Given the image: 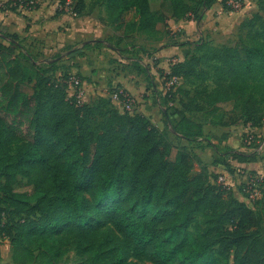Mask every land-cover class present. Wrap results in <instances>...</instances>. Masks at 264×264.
Returning <instances> with one entry per match:
<instances>
[{"label":"trees","instance_id":"obj_1","mask_svg":"<svg viewBox=\"0 0 264 264\" xmlns=\"http://www.w3.org/2000/svg\"><path fill=\"white\" fill-rule=\"evenodd\" d=\"M67 1L61 0V6ZM102 2L111 25L134 10L136 19L126 24V31L149 38H158L160 25L169 20H199L217 2L227 12L234 10L230 0H162L155 12L150 0ZM80 4L83 1L77 0L73 8L78 17ZM258 5L261 13L242 25L246 34L236 46L190 42L184 60L172 64L165 75L167 80L178 77L190 88L181 89L189 112L216 116L223 104L232 103L231 115H219L210 121L212 126H264V2ZM18 39L0 32V170L9 186L19 177L28 180L36 202L30 210L39 209L43 216L19 232L23 262H33L37 252L59 261L75 248L88 264H98L101 252L85 230L86 215L96 210L108 212L113 228L138 255L149 256L155 264H229L232 251L233 264H264V189L251 206L239 201L207 166L194 173L201 161L193 152L179 149L172 160L174 146L166 133L144 115L122 113L113 102L115 109L106 111L83 104L77 95L70 96L69 85L46 73L38 75L34 94L27 95L21 62L25 47ZM87 49L90 44L80 54ZM190 121L181 116L175 132L188 140L204 137L203 126L193 129ZM7 131L29 146L12 155L5 143ZM41 140L60 146L71 168L49 167L40 153ZM226 153L241 165L256 161L253 155ZM110 201L113 205L105 207ZM14 261L20 257L15 255Z\"/></svg>","mask_w":264,"mask_h":264},{"label":"rangeland","instance_id":"obj_2","mask_svg":"<svg viewBox=\"0 0 264 264\" xmlns=\"http://www.w3.org/2000/svg\"><path fill=\"white\" fill-rule=\"evenodd\" d=\"M0 1L4 3L7 0ZM82 1L83 4H80L79 7L81 10L80 17L73 13V8L77 0L73 1V6H66L65 10L72 12L77 18H88V22L83 21V23L87 27L92 28L93 37L99 40L91 43L90 49H87L88 51L84 50L85 52L83 51L82 54H79V51L84 48L82 43L68 44L65 47L59 48L60 50H55L54 48L47 50L46 46H44L40 40L26 43L25 41L22 42L25 50L22 53L21 62L27 74V80L23 84L24 93L29 96L33 95L38 75H45L46 73V76H49L53 81L66 85H69L73 79H79L82 83V86H80L81 91L85 96L88 95L86 99L87 102L85 103H89L90 106L93 107H99L104 111L111 110L112 108L115 109V105L110 100L111 95L116 90H124L135 101L133 109L134 114H141L142 108L150 104L152 105L149 109L159 107L161 110L159 117L162 118L164 126L168 130L169 128L172 130L174 125L178 124L181 116L191 119L190 122L193 123L191 127L195 129L196 126H203V128H205V126L211 125L210 121L218 120L219 115L225 117L231 115L232 103L223 104L221 106L222 111L216 116L209 112L187 111L185 105L187 100L181 92V89L190 88L186 85H181V83L173 87L169 84L168 87L171 88V92L170 95L167 94L168 88L166 86L165 75L169 73V66L174 64V60L178 57H170L165 65H161V60H157L155 55L159 46H150L147 41L151 42L152 40H148L146 34L132 33L131 30L126 31V24L136 19L134 10H130L125 16H121L117 24L111 25L107 21V5L103 3L102 0ZM234 1H238L241 7L243 6L241 0ZM258 2L263 3L264 0H258ZM161 4L162 0H150V7L154 12L161 9ZM37 6L38 4L36 7ZM8 11L15 13L11 11L7 5L0 6V13ZM27 11L31 12L34 10ZM237 11L240 10H232L230 12L234 13ZM160 29L163 31L162 34L167 32L165 25H160ZM81 30L80 28L79 31ZM0 32L8 34L6 29L2 26L0 27ZM245 34L246 33H244V36ZM0 42L3 41L0 40ZM189 47L190 46H187L184 52L189 49ZM72 50L77 53V57H74V59L69 58V53ZM80 55L89 57L88 61L93 71L92 75H88L85 78H80V74L76 73V69L79 68L77 61L79 60L78 58H81ZM162 67H165V69ZM71 70L73 72L72 74ZM93 75H98V77H93ZM121 77L123 80L118 81ZM206 131L210 133L208 137L218 141V144L213 147L218 154V159H223L226 156L223 160L227 161L230 156L224 154L226 151L225 148H223V142H225L223 138L221 139L219 138L220 136H216L213 130L210 131L207 129ZM221 137H223V135ZM196 140L201 142L199 139ZM247 141L248 138L245 136L244 144L251 148L259 144L256 137H254L252 144H248ZM5 143L12 155L19 154L23 149L29 146V141H20L13 133L8 131L5 135ZM39 149L40 153L45 157L46 164L49 167L53 169L71 168V163L65 156L61 147L57 144L41 140L39 142ZM179 149V147L173 149L171 156L172 160L176 159ZM226 161L224 162L226 163ZM228 162L231 163L230 159ZM242 166L243 165H237L236 168H239V170H233V173L237 172L236 179L238 178L242 181L234 190H238V192L240 188L244 190L249 188L248 182L252 180V178L256 179V177L250 175L245 179L247 171L242 168ZM228 167L233 166L230 164ZM198 170L199 168H196V171ZM223 176L224 174H218L216 179L217 183H220L219 179ZM84 193L88 204L90 207H93L92 197L87 190H85ZM122 202L127 207L132 205L131 202L126 200ZM110 204L113 205V202H106L105 207H108ZM35 205L34 188L29 184L28 180L19 177L16 183L9 186L6 184L3 171L0 170V264H26L23 262L26 257L23 255L22 250L18 248L20 245L18 236L21 229L27 227L30 222H39L43 217L39 213V209L34 211L30 210V207ZM86 216L88 217V221L85 230L90 235L91 242L94 243L101 252V258L98 264H155L149 256L138 255L136 249L113 228L108 212L103 211L99 213L93 210ZM120 250L124 251L123 260L121 262L119 261L121 255ZM15 255L20 257V261H14ZM233 260L234 251L229 255V264H233ZM27 264H88V260L79 257L76 249L72 248L62 260L54 261L43 253L37 252L34 255L33 262ZM174 264H179V262Z\"/></svg>","mask_w":264,"mask_h":264},{"label":"crops","instance_id":"obj_3","mask_svg":"<svg viewBox=\"0 0 264 264\" xmlns=\"http://www.w3.org/2000/svg\"><path fill=\"white\" fill-rule=\"evenodd\" d=\"M241 1L243 6L239 9L240 11L234 13L225 11L222 3L217 2L210 9L205 10L199 20H169L165 25L167 32L161 34L158 38L148 37V40L151 39L152 41H147V43L150 46H159L155 55L157 60H161V65H165L168 58L175 56L178 58L174 60V63L182 62L184 60V50L190 42L206 41L216 47H234L244 33L242 25L261 13L258 0ZM60 3L61 0H38V6L34 11H23L19 14L9 11L0 13V27H4L9 35H16L21 44L24 41L26 43L40 40L47 50L53 48L57 50L68 44L82 43L84 46L99 40L93 37L92 28L87 27L83 23V21L88 22V18H77L72 12L65 10L66 6L62 7ZM229 5L233 7L232 3H229ZM59 10L63 12L57 16ZM80 28L82 29L81 31H79ZM69 54L70 59L77 57V53L74 50L70 51ZM80 56L81 58H78L79 60L77 61L79 68L76 69V73L80 74V77L85 78L88 75H92L93 71L88 61L89 57ZM162 68L165 69V67ZM98 75H93V77H98ZM120 80H123L122 77L118 81ZM87 98L88 95L85 96L82 92L81 100L83 103L87 102ZM151 105L144 106L141 114L147 117L161 132L166 133L174 148H186L199 157L201 165L196 163L194 172L199 173L202 166H207L211 175L224 174L223 177L226 184L231 187L235 197L241 202L250 206L253 205L256 200L250 198L249 192L242 188H240L242 193L238 192V190L234 191L242 181L238 178L236 179L237 172L233 173V170H239L236 166H241V164L232 157L228 158L227 161L223 160L226 156L223 159H218V154L213 148L214 145L218 144V141L208 137L210 133L206 130H213L216 136L223 138L225 151H238L248 156L253 155L256 157L255 162L244 164L242 168L247 171L245 179L248 178V175L251 176L253 174L252 176L259 179V186L264 189V126L252 128L250 125L244 124L231 127L209 125L203 129L204 137L199 139L201 142H198L196 139L188 140L183 135L175 132L174 128L172 130L165 128L162 118L159 117L161 110L159 107L149 109ZM248 133L258 139L259 144L254 148L244 144V138ZM222 135L223 137H221ZM229 159L231 163L228 162ZM217 160H220V162L215 163ZM230 164L233 167H228ZM196 168H199V170L196 171Z\"/></svg>","mask_w":264,"mask_h":264},{"label":"built area","instance_id":"obj_4","mask_svg":"<svg viewBox=\"0 0 264 264\" xmlns=\"http://www.w3.org/2000/svg\"><path fill=\"white\" fill-rule=\"evenodd\" d=\"M233 4V11L239 10L241 8V5L239 4L238 1L230 0V4ZM38 4V0H7L6 2H1L0 1V6L7 5L9 8H17L19 12L27 11V10H35L37 7L36 5ZM72 0H68L65 6H72ZM165 81L167 83V88L168 91H171V88L168 87L169 84L171 87L178 85L181 83V80L178 77H172L171 79L167 80L165 78ZM82 83L79 79H73L71 83L69 84L68 91L70 96L77 95V98L79 102L83 103L81 100V88ZM111 100L112 102L121 110L123 113H130L133 114V109L135 106V101L134 99L126 93L124 90H116L114 93L111 95ZM248 138V144H252L254 140V136L251 133H248L247 135ZM252 176V175H251ZM255 177V176H252ZM220 185H223L224 187H227L229 190H231V187L226 184L225 178L221 177L220 179ZM249 188H247L245 191L250 193V198L253 200H258L262 197L263 195V188L259 186V181L258 178L256 179L252 178L248 182Z\"/></svg>","mask_w":264,"mask_h":264}]
</instances>
